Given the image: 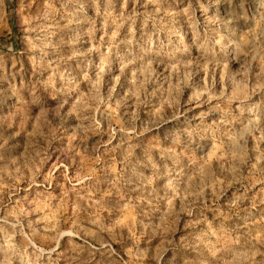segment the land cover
<instances>
[{"label": "rangeland", "instance_id": "374dc122", "mask_svg": "<svg viewBox=\"0 0 264 264\" xmlns=\"http://www.w3.org/2000/svg\"><path fill=\"white\" fill-rule=\"evenodd\" d=\"M0 264H264V0H0Z\"/></svg>", "mask_w": 264, "mask_h": 264}]
</instances>
